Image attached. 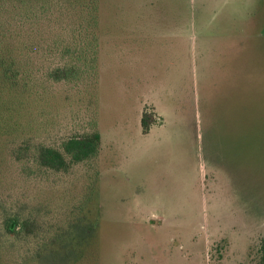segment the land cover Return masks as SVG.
Wrapping results in <instances>:
<instances>
[{
    "label": "rangeland",
    "instance_id": "374dc122",
    "mask_svg": "<svg viewBox=\"0 0 264 264\" xmlns=\"http://www.w3.org/2000/svg\"><path fill=\"white\" fill-rule=\"evenodd\" d=\"M113 3L104 19L112 39L102 53L101 166L119 175L102 186L111 220L104 264L258 263L264 0ZM146 107L159 120L143 134Z\"/></svg>",
    "mask_w": 264,
    "mask_h": 264
},
{
    "label": "trees",
    "instance_id": "16d2710c",
    "mask_svg": "<svg viewBox=\"0 0 264 264\" xmlns=\"http://www.w3.org/2000/svg\"><path fill=\"white\" fill-rule=\"evenodd\" d=\"M113 4L0 0V259L5 264L110 260L104 248L110 199L102 186L119 172L101 166L99 103L102 53L111 38L104 19L112 18ZM57 101L63 102L59 111ZM158 120L146 107L143 134ZM44 190L46 198H38ZM56 191L63 195L61 204L51 197ZM252 260L264 264V237Z\"/></svg>",
    "mask_w": 264,
    "mask_h": 264
}]
</instances>
